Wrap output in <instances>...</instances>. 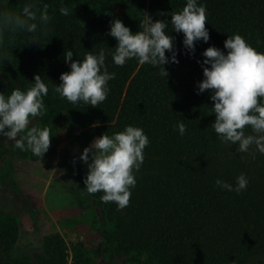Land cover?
Instances as JSON below:
<instances>
[{
  "label": "trees",
  "instance_id": "obj_1",
  "mask_svg": "<svg viewBox=\"0 0 264 264\" xmlns=\"http://www.w3.org/2000/svg\"><path fill=\"white\" fill-rule=\"evenodd\" d=\"M26 2L0 0V11L19 13ZM198 3L206 7L210 39L208 43L198 41L194 53L189 54L182 43L183 34L172 32L169 24L166 31L175 38L179 63L164 66L169 73L166 79L136 59L116 66L109 50L116 41L107 33L114 19L137 32L145 12L153 21H170L169 15L159 13L178 12L186 0H40L41 7L49 6L47 37L39 32L31 36L17 33L9 43L5 34L0 46V60H7L0 64V92L5 95L15 88L26 90L35 75L58 86L61 73L70 70L64 60L66 49L73 51V60H83L85 51L96 53L105 48L107 70L115 73L107 99L96 108L73 105L50 85L44 97L46 112L37 118L59 117L84 129L79 136L83 142L80 150L60 151L74 176L75 198L78 190L86 191L87 166L80 163L78 154L88 141L129 125L142 128L149 138L127 207L119 209L115 203L103 202L102 192L89 194L102 216L97 254L108 258L109 264L116 254L125 257L123 264L129 260L141 264H264V154L257 152L253 159L249 153L236 152L238 145L221 142L211 127L215 119L210 110L211 93L197 94L203 79L198 61L202 62V53L209 46L226 51L223 42L227 36L239 34L264 53V0ZM61 6L73 9L72 14L61 15ZM180 119L186 124L183 135L176 128ZM6 153L32 161L41 159L27 149ZM241 174L248 184L240 193L215 184L220 179L235 187ZM10 193L18 207H6L11 211L8 216L22 209L26 201L15 188ZM0 202L6 206L9 199L0 197ZM3 214L5 211L0 212ZM16 231V227L0 224V264H66L67 248L59 235L47 238L32 255L14 260L10 253ZM72 251L75 256V249Z\"/></svg>",
  "mask_w": 264,
  "mask_h": 264
},
{
  "label": "clouds",
  "instance_id": "obj_2",
  "mask_svg": "<svg viewBox=\"0 0 264 264\" xmlns=\"http://www.w3.org/2000/svg\"><path fill=\"white\" fill-rule=\"evenodd\" d=\"M48 7L47 4L41 7L40 0H27L19 13L0 11V46L4 44L5 34L9 36V43L17 33L31 36L39 32L47 37L51 20ZM59 12L69 16L73 9L61 6ZM142 14L139 30L135 33L120 19L112 20L107 35L116 41V46L109 49L116 66L122 67L128 60L136 59L140 65H151L166 79L169 73L164 66L179 63L175 38L166 31L169 24L172 32L183 34L182 43L189 54L194 53L198 41L208 43L210 39L206 7L198 0H186L178 12L159 13L169 15L170 21H153L146 12ZM223 47L226 51L209 46L202 53L204 59L198 63L203 79L197 85V94L211 93L210 110L215 116L211 127L221 142L238 145L236 152L249 153L255 159L257 152L264 154V53L258 52L239 34L227 36ZM166 53H171V57ZM73 56L72 50H65L64 60L70 70L61 73L58 86L35 75L26 90L15 88L9 95L0 92V136L15 141L16 148L30 150L42 158L51 145V128L30 125L33 118L45 114L44 97L50 85L55 93L73 105L83 103L96 108L107 99L109 81L115 79V73L107 70L105 48L96 53L85 51L83 60H73ZM3 61L7 60H0V64ZM176 128L183 135L185 121L180 119ZM149 143L143 129L131 125L112 135L102 133L94 138L79 156L87 166L83 180L86 192H102L103 202L115 203L119 209L127 207L131 189L136 186L135 172L143 164L144 149ZM253 148L255 151L250 152ZM215 184L240 193L246 189L248 179L241 174L236 178L235 187L220 179Z\"/></svg>",
  "mask_w": 264,
  "mask_h": 264
},
{
  "label": "rangeland",
  "instance_id": "obj_3",
  "mask_svg": "<svg viewBox=\"0 0 264 264\" xmlns=\"http://www.w3.org/2000/svg\"><path fill=\"white\" fill-rule=\"evenodd\" d=\"M30 126H47L52 131L49 149L53 152L44 154L40 160L7 154L16 148L15 141L0 136V197L9 199L6 206L0 202V212L5 211L0 215V224L17 229L11 256L14 260L24 259L40 250L47 238L59 235L67 248L66 264H73L75 256V264H109L108 258L97 254V247L102 241L99 234L102 216L85 190H78L77 198L73 197L74 176L69 162L60 154L61 150H80L83 142L79 136L84 129L59 117L45 120L33 118ZM94 138L88 141L87 147ZM11 188H15L26 201L22 209L8 216L11 211L6 207L14 210L18 207L12 202ZM124 259L123 255L116 254L113 264H123ZM124 264L141 263L129 260Z\"/></svg>",
  "mask_w": 264,
  "mask_h": 264
}]
</instances>
